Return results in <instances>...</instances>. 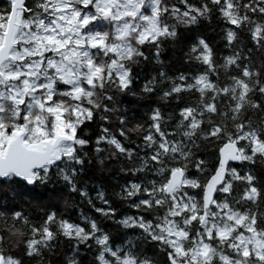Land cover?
I'll use <instances>...</instances> for the list:
<instances>
[{
    "label": "snow or ice",
    "instance_id": "snow-or-ice-1",
    "mask_svg": "<svg viewBox=\"0 0 264 264\" xmlns=\"http://www.w3.org/2000/svg\"><path fill=\"white\" fill-rule=\"evenodd\" d=\"M0 264H264V0H0Z\"/></svg>",
    "mask_w": 264,
    "mask_h": 264
}]
</instances>
